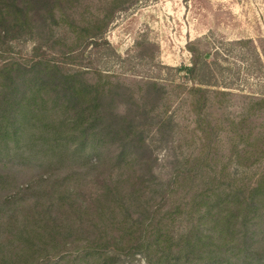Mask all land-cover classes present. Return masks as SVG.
<instances>
[{
  "label": "trees",
  "instance_id": "16d2710c",
  "mask_svg": "<svg viewBox=\"0 0 264 264\" xmlns=\"http://www.w3.org/2000/svg\"><path fill=\"white\" fill-rule=\"evenodd\" d=\"M81 1L0 0V264H264V169L239 175L264 163V128L230 118L239 140L221 146L196 111L199 145H172L175 120L155 111L165 85L147 81L136 100L74 66L104 35L80 26ZM20 41L31 59L11 57ZM190 92L196 107L210 93Z\"/></svg>",
  "mask_w": 264,
  "mask_h": 264
},
{
  "label": "rangeland",
  "instance_id": "374dc122",
  "mask_svg": "<svg viewBox=\"0 0 264 264\" xmlns=\"http://www.w3.org/2000/svg\"><path fill=\"white\" fill-rule=\"evenodd\" d=\"M74 16L82 28L98 25L104 31L98 46L88 45L83 64L74 65L91 71L89 78L98 71L111 77L110 82L123 81L136 100L149 80L166 86L155 111L174 118L172 145L179 146L183 136L199 145L204 133L200 127H206L199 125L200 112L210 117L216 130L212 139L221 146L239 140L230 132V118L239 121L247 114L256 128H264V106L249 108L251 100L264 99V0H82ZM13 47L11 57L25 61L35 44L20 41ZM51 58L59 59L55 53ZM194 87L210 91L197 107L190 92ZM188 149L183 144L177 154ZM221 150L225 160L231 157L228 146ZM168 153L162 147L157 151L164 174ZM263 169L264 163H257L239 175L254 181ZM125 261L146 264L140 255Z\"/></svg>",
  "mask_w": 264,
  "mask_h": 264
}]
</instances>
